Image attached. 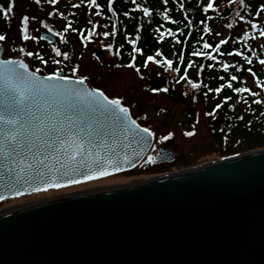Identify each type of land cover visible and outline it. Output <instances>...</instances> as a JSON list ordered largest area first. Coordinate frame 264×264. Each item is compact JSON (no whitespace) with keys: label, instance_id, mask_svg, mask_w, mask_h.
Masks as SVG:
<instances>
[{"label":"water","instance_id":"95a60500","mask_svg":"<svg viewBox=\"0 0 264 264\" xmlns=\"http://www.w3.org/2000/svg\"><path fill=\"white\" fill-rule=\"evenodd\" d=\"M41 36L57 42L49 30ZM2 53L0 44V60L27 64ZM6 67L0 66V75ZM28 71L49 76L29 66ZM17 83L25 89L24 82ZM69 87L101 91L74 78ZM4 88L0 79V114L11 111ZM48 103L50 120L67 125L70 118L71 127L91 141L87 147L92 159L99 154L117 161L119 171L105 164L108 175L135 167L152 146L153 136L130 122L121 127L96 111L90 98L73 102L57 96ZM25 108L24 137L35 142L29 113L36 110L31 104ZM23 156L35 163L26 151ZM52 156L47 167L36 165L44 173L39 178L26 165L12 164L0 149V201L55 189L45 190L53 178L63 186L71 185L70 178L84 182V175L96 170L94 164L61 168L59 157ZM174 158L171 149L160 148L155 162ZM0 264H264V148L135 184L66 194L1 212Z\"/></svg>","mask_w":264,"mask_h":264},{"label":"trees","instance_id":"16d2710c","mask_svg":"<svg viewBox=\"0 0 264 264\" xmlns=\"http://www.w3.org/2000/svg\"><path fill=\"white\" fill-rule=\"evenodd\" d=\"M14 1L0 0V35L9 33L10 13H4ZM208 3L213 7L205 11ZM262 5L264 0H95L94 4L91 0H57L53 7L63 18L62 26L47 16L43 22L56 30L61 40L49 44L35 32V65L45 61L43 68L50 71L56 65L53 61H57L70 74L76 66L72 43L93 37L92 31L101 35L108 32L105 37L113 54L108 67L134 64L145 77L146 88L163 92L173 102L185 103L191 125L201 113L223 156L263 147L264 65L260 61L264 60V46L254 45L250 33L252 24L262 21ZM224 23L246 28L239 36L226 39L215 30ZM28 32L34 34L29 24ZM222 40L226 42L221 44ZM54 49H59L61 55ZM63 53L68 54L67 58ZM149 55L154 59L145 66ZM166 60L172 61L171 67L164 63ZM224 64L229 65L227 70ZM232 76L237 79L233 81ZM229 83L232 88L227 87ZM192 84L199 86L194 88ZM221 85V91L215 92ZM236 87L249 91L237 93L233 90ZM217 104L221 107L216 108Z\"/></svg>","mask_w":264,"mask_h":264},{"label":"rangeland","instance_id":"374dc122","mask_svg":"<svg viewBox=\"0 0 264 264\" xmlns=\"http://www.w3.org/2000/svg\"><path fill=\"white\" fill-rule=\"evenodd\" d=\"M55 15L57 12L53 4L46 0H40L39 3L32 0H15L13 11L8 17L10 31L4 40L5 55L24 56L30 62L25 47L26 44H34L35 39L23 40L20 31L22 18L24 16L29 17L31 32L35 34V32L45 28L44 25L46 24L43 21L46 16L53 18ZM263 21L264 14L262 21L256 25V28L250 30L251 41L254 45L264 46V36L260 35V31L263 30ZM58 25H62V21ZM245 28L246 25L224 23L216 26L215 30L224 38L230 39L242 34ZM92 32L93 37L81 42H73L71 45L77 59L78 70L76 73L87 77L92 85L101 88L111 98L120 99L142 124L152 128L155 134L152 150L138 166L130 171L46 193L2 201L0 202V213L45 198L140 182L156 176L204 165L225 157L212 138L206 118L201 113L197 116L195 123L191 125L186 115L185 103L173 102L163 92L151 91V89L146 88L145 77L140 75L134 67L110 69L107 62L113 58L111 47H109L110 45L104 35L95 31ZM34 34L28 32L30 37H34ZM187 132L194 134L185 135ZM169 133L172 134L169 139L161 140V137L168 136ZM161 147L172 149L176 154L174 160L154 163L155 154ZM150 156L153 158L151 161L148 159Z\"/></svg>","mask_w":264,"mask_h":264},{"label":"snow or ice","instance_id":"6c2138e0","mask_svg":"<svg viewBox=\"0 0 264 264\" xmlns=\"http://www.w3.org/2000/svg\"><path fill=\"white\" fill-rule=\"evenodd\" d=\"M37 3L40 0H36ZM51 3H56L57 0H50ZM94 4L95 0H91ZM167 2V0H165ZM98 7V5H97ZM212 3H208L207 7L204 9L207 11L212 8ZM264 8V5L261 6ZM13 11V7L10 4L7 10L5 11V16L8 13ZM145 14L149 13L147 8L143 9ZM98 14V13H97ZM165 19H168L167 15H165ZM21 35L23 40L27 41L29 39H33L34 37H30L28 35V24L29 17L24 16L21 21ZM47 27V25H44ZM252 28L255 29L256 25L252 24ZM51 31V29H49ZM67 31V28L65 29ZM205 31H209V29L205 28ZM57 35H60L57 33ZM104 36H108V32L103 33ZM260 35L264 36V30L260 31ZM247 36V33H245ZM5 36L0 35V41H4ZM226 41H220L221 44ZM110 47V46H109ZM205 48H208L209 45L207 43L204 44ZM23 51V49H21ZM57 55H61L59 49H54ZM135 51L139 52L141 49L136 48ZM160 53L157 52V55ZM28 56H33L32 52L27 53ZM67 53H63V56L67 58ZM239 55V53H237ZM133 59H135L133 57ZM154 57L152 55L147 56L145 61V66H147V61H153ZM215 59V57H213ZM248 60V63H251V60L245 57ZM54 63H59L57 61H53ZM159 63V61H157ZM169 67L172 66L171 60H166L164 62ZM260 63L264 65V60H261ZM0 66H7L5 68V72L3 75H0V79L4 80L5 88L4 92L8 98L9 105L11 106V111H6L4 114H0V149H3V153L5 158L10 161L12 164L16 165H26L27 169L30 171H35L36 176L39 178H43L44 173L41 172L36 165H43L47 167V162L53 158L52 153H55L56 156L59 157L57 163L61 165V168L68 167H76L78 165H88L91 164L96 166V170H93L90 174H85L84 179H94L97 176L108 175V171L105 168V164H111L113 166L114 171H119V167L117 166V161L112 159L111 157H101L99 154L95 155V158L92 159L93 153L87 147L88 144L91 143L87 137L80 136L76 130L71 127V119L68 118L67 125H59L58 121L50 120L49 117L52 113V108L48 103L49 98L53 97H65L73 102L83 101L85 98H90V104L94 106L95 110L100 112L101 114L106 115L114 122H118L121 127H127L126 122H130L131 126L139 129L141 132L148 134V136H153L154 133L150 132L148 128H140V125L137 124L136 120L130 119L129 117V109L127 107L122 106L121 100L118 98L109 99L102 91L92 90L88 91L84 89L82 92L79 87H69L72 83V77L65 76L62 74V69H58L55 73H52L46 78H41L35 75L33 72L28 71V65L25 64L21 60H0ZM22 69L23 71H18L17 67ZM130 67H135L134 64L128 65ZM229 67L228 64H224L225 70ZM78 70V66H74L71 71L73 77ZM139 71V69H137ZM249 72H252V69H248ZM255 75V73H253ZM185 77H181L184 79ZM231 79L235 81L237 79L236 76H232ZM79 85H83L87 80V77L80 76L76 77ZM17 82H24L25 89H21ZM64 82H68L65 84ZM199 85L192 84V87L196 88ZM217 87L214 91L219 93L221 88ZM228 88H232L233 85L229 83L227 85ZM163 91H167V89H162ZM237 93L249 91L246 88L236 87L233 89ZM153 91H157L153 89ZM256 95V93H253ZM230 99V97L228 98ZM258 103L260 101H257ZM31 104V107L36 111L30 112L29 115L32 116V121L34 122V131L33 135L36 137V141H27L26 137H24L25 124L23 122L24 117L21 113L26 111L25 105ZM75 107V103L73 104ZM221 105L217 104L216 108H220ZM43 110L44 115H40L39 113ZM207 115H212V113H207ZM193 132H187L185 135L191 136ZM171 133L168 136L161 137V140H167L171 137ZM33 149H36L35 155L32 156ZM27 152L32 159L35 160V163L29 162L24 159L23 153ZM48 153L47 155L45 153ZM148 159L151 161L153 158L150 156ZM24 169L21 168V171ZM58 170V169H53ZM80 181L76 179L70 178L68 180L69 184L79 183ZM63 185L57 183L55 178L51 182L45 183V190L48 187H62ZM33 191H39V188H34ZM19 194V193H17ZM3 199V197H0Z\"/></svg>","mask_w":264,"mask_h":264},{"label":"bare ground","instance_id":"6f19581e","mask_svg":"<svg viewBox=\"0 0 264 264\" xmlns=\"http://www.w3.org/2000/svg\"><path fill=\"white\" fill-rule=\"evenodd\" d=\"M45 199H49V198H45ZM45 199H42V200H45ZM42 200H41V201H42ZM35 202H37V201H35ZM31 203H34V202H31Z\"/></svg>","mask_w":264,"mask_h":264}]
</instances>
